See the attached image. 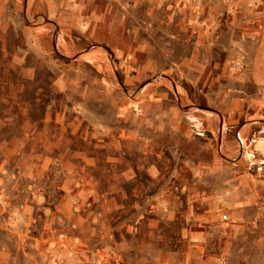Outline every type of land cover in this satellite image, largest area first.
<instances>
[{
  "label": "rangeland",
  "instance_id": "rangeland-1",
  "mask_svg": "<svg viewBox=\"0 0 264 264\" xmlns=\"http://www.w3.org/2000/svg\"><path fill=\"white\" fill-rule=\"evenodd\" d=\"M2 2L0 264H264V128L246 114L227 129L183 98L170 70L142 81L135 51L142 28L176 30L203 13L210 32H264V0H108L131 39L121 58L102 36L87 43L54 20L16 19L17 3ZM172 110L210 150L179 146ZM191 151L213 159L198 175L199 221L187 190L159 188L192 178L179 160Z\"/></svg>",
  "mask_w": 264,
  "mask_h": 264
},
{
  "label": "crops",
  "instance_id": "crops-1",
  "mask_svg": "<svg viewBox=\"0 0 264 264\" xmlns=\"http://www.w3.org/2000/svg\"><path fill=\"white\" fill-rule=\"evenodd\" d=\"M3 1V0H2ZM0 1V20H4L3 2ZM108 0H14L17 6L16 19L28 21L40 17L46 21L58 22L57 32H75V36L84 42L100 41L102 36L107 46L118 57L130 56L131 39L123 36L126 26L122 20L112 15ZM20 17V18H19ZM192 22L176 27V30L163 29L157 31L142 28V81L153 72L164 73L170 70L176 77V88L188 101H202L212 108L216 116L222 118L224 126H233L236 118L247 116L257 117L256 129L264 128V32H210L209 18L203 13L201 19L192 16ZM45 25L36 32H50V25ZM176 21L170 24L172 27ZM169 24H166L167 27ZM136 52H133L136 53ZM165 62L166 65L163 64ZM131 68V65H129ZM143 94V92H142ZM142 107V113H145ZM250 111V112H249ZM178 117L177 125L172 126L180 147L191 150H210V140L204 136L196 137L201 130L180 120L184 114L172 110ZM263 125V126H262ZM221 128L222 125L220 126ZM194 128L196 132L194 131ZM222 133V130H221ZM236 140L241 143L244 129L236 130ZM259 133L257 141L259 144ZM242 137V138H241ZM227 140L218 139L217 146L226 148ZM197 154V155H196ZM262 158V157H261ZM264 158V157H263ZM179 160L189 165L185 170L192 178L184 180L176 176L171 178L169 187L159 188L188 191L189 215L192 220L202 219L204 192L201 188L199 174L201 170L208 173L211 161L210 152L200 157L199 153L191 151ZM259 162H264L260 160ZM192 166V167H190ZM181 168V167H180ZM183 169V168H181ZM198 177L195 179V177ZM174 177V176H173ZM223 187H221L222 189ZM225 189V188H224ZM208 196V195H207ZM190 219V217H189ZM194 229V230H192ZM196 235V227L191 226L189 232ZM196 244L199 238L190 237Z\"/></svg>",
  "mask_w": 264,
  "mask_h": 264
}]
</instances>
